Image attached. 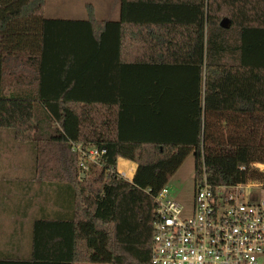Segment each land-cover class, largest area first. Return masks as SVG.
<instances>
[{
  "label": "trees",
  "instance_id": "obj_1",
  "mask_svg": "<svg viewBox=\"0 0 264 264\" xmlns=\"http://www.w3.org/2000/svg\"><path fill=\"white\" fill-rule=\"evenodd\" d=\"M44 5L0 0V130L73 193L72 219L35 222L32 264H150L155 197L190 155L195 180L202 155L213 185L260 176L239 167L264 164V0H121L119 22ZM26 80L38 96L6 94ZM71 143L106 154L82 171Z\"/></svg>",
  "mask_w": 264,
  "mask_h": 264
},
{
  "label": "built area",
  "instance_id": "obj_2",
  "mask_svg": "<svg viewBox=\"0 0 264 264\" xmlns=\"http://www.w3.org/2000/svg\"><path fill=\"white\" fill-rule=\"evenodd\" d=\"M71 147L82 171L100 165L106 154L105 148L92 144ZM202 158L191 208L175 199L168 185L155 197L150 264H264V197L259 194L264 182L213 185ZM260 165L239 169L264 172ZM132 170L117 169L130 182Z\"/></svg>",
  "mask_w": 264,
  "mask_h": 264
},
{
  "label": "crops",
  "instance_id": "obj_3",
  "mask_svg": "<svg viewBox=\"0 0 264 264\" xmlns=\"http://www.w3.org/2000/svg\"><path fill=\"white\" fill-rule=\"evenodd\" d=\"M94 8V7H93ZM117 8V7H116ZM88 10V7H87ZM95 12V8H94ZM46 13V0L43 18L58 19L64 21H84L86 17H57L49 18ZM118 14V18H116ZM96 16V13H95ZM97 18V16H96ZM120 10L109 12L107 19H99L104 22H119ZM14 70L16 67L10 65ZM32 69L30 68V70ZM26 80L23 83L13 81L7 86L6 94L20 92L27 89L33 90L38 96L39 84ZM40 107V102L36 101ZM0 261L12 262V264L30 263L33 257V231L34 224L38 220L55 219L69 221L73 217V193L62 184L49 185L45 178H39L36 171L38 164L30 145L16 142L9 131L0 130ZM24 148V153L30 154V161L17 159L18 149ZM6 153V154H4ZM122 161L127 162L124 170L133 168L129 177L134 178L137 164L120 158L118 167ZM133 164L131 167L130 165ZM135 169V171H134ZM119 171L122 172L120 169ZM90 264V263H73Z\"/></svg>",
  "mask_w": 264,
  "mask_h": 264
},
{
  "label": "rangeland",
  "instance_id": "obj_4",
  "mask_svg": "<svg viewBox=\"0 0 264 264\" xmlns=\"http://www.w3.org/2000/svg\"><path fill=\"white\" fill-rule=\"evenodd\" d=\"M121 0H46V13L49 18L57 17H86L88 15V6L95 8V13L99 19H107L109 12L120 10ZM117 7V8H116ZM119 16L117 14V19ZM6 154V153H4ZM7 155V154H6ZM17 159H25L30 161V154L24 153V148L17 150ZM127 162L122 161L119 164V170L125 169ZM264 165L263 163H257ZM264 170V166L261 167ZM257 171L259 177L253 179V181L264 182V172H260L258 169L252 168L251 171ZM195 156L190 155L177 173L170 179L168 186L174 196L181 204L187 209L191 208L194 202V196L196 192L195 182ZM260 196L264 197V191H259Z\"/></svg>",
  "mask_w": 264,
  "mask_h": 264
},
{
  "label": "water",
  "instance_id": "obj_5",
  "mask_svg": "<svg viewBox=\"0 0 264 264\" xmlns=\"http://www.w3.org/2000/svg\"><path fill=\"white\" fill-rule=\"evenodd\" d=\"M230 26V23H229V20L228 19H224L222 22H221V27L222 28H229ZM260 167H262V165H260ZM82 177L84 178L85 177V174L82 175Z\"/></svg>",
  "mask_w": 264,
  "mask_h": 264
}]
</instances>
